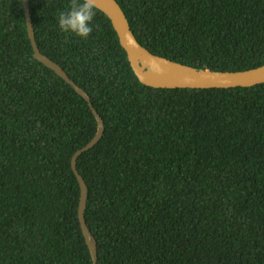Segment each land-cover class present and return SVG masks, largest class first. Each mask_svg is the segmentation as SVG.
<instances>
[{
  "label": "trees",
  "instance_id": "16d2710c",
  "mask_svg": "<svg viewBox=\"0 0 264 264\" xmlns=\"http://www.w3.org/2000/svg\"><path fill=\"white\" fill-rule=\"evenodd\" d=\"M116 1L154 54L264 64V0ZM29 2L39 49L104 121L77 158L97 264H264V82L145 85L102 11L81 39L58 28L70 0ZM95 131L84 98L34 58L21 0H0V264H93L70 162Z\"/></svg>",
  "mask_w": 264,
  "mask_h": 264
},
{
  "label": "water",
  "instance_id": "95a60500",
  "mask_svg": "<svg viewBox=\"0 0 264 264\" xmlns=\"http://www.w3.org/2000/svg\"><path fill=\"white\" fill-rule=\"evenodd\" d=\"M21 2L34 58L70 84L88 103L96 120L95 134L83 147L73 153L70 163L80 188L77 210L80 229L92 262L97 264V242L85 220L87 184L77 169V158L99 142L105 129L104 121L93 106L89 94L68 76L61 65L41 52L35 37L30 2L29 0H21ZM95 8L109 18L134 74L145 85L156 88H228L253 86L264 82V64L246 70H213L190 66L154 54L137 41L125 13L116 0H96Z\"/></svg>",
  "mask_w": 264,
  "mask_h": 264
},
{
  "label": "clouds",
  "instance_id": "9594fccd",
  "mask_svg": "<svg viewBox=\"0 0 264 264\" xmlns=\"http://www.w3.org/2000/svg\"><path fill=\"white\" fill-rule=\"evenodd\" d=\"M95 5L96 0H70L66 10L58 13L59 30L86 39L93 31Z\"/></svg>",
  "mask_w": 264,
  "mask_h": 264
}]
</instances>
